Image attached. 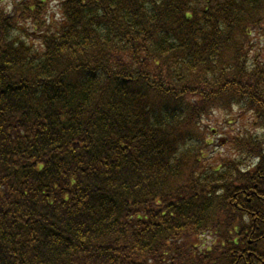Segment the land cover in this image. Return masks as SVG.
I'll use <instances>...</instances> for the list:
<instances>
[{
  "label": "trees",
  "instance_id": "1",
  "mask_svg": "<svg viewBox=\"0 0 264 264\" xmlns=\"http://www.w3.org/2000/svg\"><path fill=\"white\" fill-rule=\"evenodd\" d=\"M55 1L0 0V264H264V0Z\"/></svg>",
  "mask_w": 264,
  "mask_h": 264
},
{
  "label": "rangeland",
  "instance_id": "2",
  "mask_svg": "<svg viewBox=\"0 0 264 264\" xmlns=\"http://www.w3.org/2000/svg\"><path fill=\"white\" fill-rule=\"evenodd\" d=\"M10 4H11V0H5V6L6 7L9 6ZM56 4H57V1H55V0H48V3H47V10H48L50 16H55V18L58 17V15H55ZM34 44L37 45L38 43L36 42ZM235 115H236V113H234V117L233 118H235ZM222 116L223 115H221L220 118H219V122H221L220 126L223 127V128H227L228 130L234 128L235 125L225 126V124H223V122H225V120H227V119L223 118ZM235 128H236V131L237 130L239 131V130H242V129H245V130L249 129L246 123L238 124L237 126H235ZM219 129H220V127H219ZM249 130H251V127H250ZM214 153H215V151H214Z\"/></svg>",
  "mask_w": 264,
  "mask_h": 264
}]
</instances>
